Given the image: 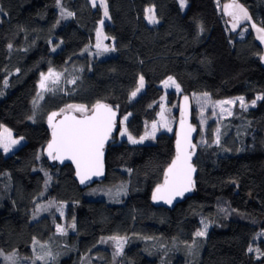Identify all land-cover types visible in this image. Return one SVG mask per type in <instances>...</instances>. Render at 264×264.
<instances>
[{
  "label": "trees",
  "instance_id": "16d2710c",
  "mask_svg": "<svg viewBox=\"0 0 264 264\" xmlns=\"http://www.w3.org/2000/svg\"><path fill=\"white\" fill-rule=\"evenodd\" d=\"M186 1L107 0L114 51L98 53L104 10L91 0H0V132L26 140L12 153L0 148V264H264V46L232 31L223 5L233 0ZM238 1L264 28V0ZM152 7L157 23L146 18ZM61 8L74 15L62 18ZM50 69L58 79L42 90ZM140 76L146 88L133 98ZM168 77L191 98L198 128L196 190L176 207L152 197L177 155V128L134 144L117 138L120 119L107 177L89 187L47 156L48 117L69 104L110 103L141 137L164 96L177 97L163 86ZM205 93L257 104L237 105L204 132L192 96ZM116 236L120 253L106 245Z\"/></svg>",
  "mask_w": 264,
  "mask_h": 264
},
{
  "label": "snow or ice",
  "instance_id": "6c2138e0",
  "mask_svg": "<svg viewBox=\"0 0 264 264\" xmlns=\"http://www.w3.org/2000/svg\"><path fill=\"white\" fill-rule=\"evenodd\" d=\"M59 3V0H57ZM93 7L96 6V0H91ZM180 6L183 8L185 6V0H180ZM100 7L104 9V16L108 17V10L105 0H100ZM226 13L232 17L234 23L233 28L240 22V20L249 19L248 13L246 10L233 0L232 4L225 5ZM232 9V10H230ZM148 15L147 19L149 23H157L158 21L155 18L153 9L147 10ZM74 14L72 12H65L61 8V17L67 18L71 17ZM104 21L101 20L100 24L103 25ZM255 28L256 26L253 25ZM257 33L261 41H264V28H257ZM97 43L96 48L99 52L114 51V49H109L104 46L101 42L102 39H107L102 35V30L97 31ZM11 48V45H9ZM57 77L58 74L54 73L51 69L49 70L48 76L41 75L40 88L42 90L47 89L46 81L48 77ZM56 80H53L55 83ZM171 82L172 85H175L177 91H179V85L175 83L172 77H168L164 81L165 86H168ZM7 82L5 81V84ZM74 83V81H73ZM144 87V77H139V82L137 88L131 93V97H136L137 93ZM38 96L42 99V95L38 93ZM205 97L208 96L207 93L204 94ZM185 101L188 100V97L184 98ZM199 99V98H196ZM240 101V104L245 109L247 105L244 102L243 97L237 98ZM257 100L264 99V97H257ZM206 102V101H205ZM35 103V101H34ZM233 100H223L217 102V106L221 107V110L224 111L223 105L234 104ZM252 106H255V101L252 102ZM79 112L81 117L77 118L74 115L64 114L63 119L54 122L55 118L58 115H61L66 112ZM163 111V109H162ZM89 109L84 105H73L69 104L65 109H61L60 112H53L48 117L49 126L52 129V139L47 145V154L48 157L52 160H57L63 163L65 160L71 161L76 167V175L79 177L80 183L84 184L86 181L90 180L93 176H100L103 174V156H104V145L106 141L110 138L114 127H115V116L116 112L113 108L107 104L97 102L91 109V114H88ZM230 114V113H229ZM124 120H127V116L124 117ZM185 121L181 120V128H184ZM166 126V125H164ZM2 127V126H0ZM156 130V124L152 125V133H146L145 136L140 137L139 140L134 139L131 135H128V140L131 143H142L149 135L154 137ZM171 130V129H169ZM193 129L191 126L184 133L183 141L186 147H181V140H177V155L176 158L172 161L165 172L164 183L158 186L153 193V200H163L165 203L171 204L172 199L176 196H182L184 192L190 191L192 187V178L191 174L195 171L194 167L191 165V153L187 151L188 147L194 148L188 139L191 131ZM126 128L121 132V135L126 134ZM22 139V138H21ZM20 141L13 139L11 132L4 128L3 132H0V148H3L5 152H8L14 145L18 144ZM218 142V140H217ZM47 175V174H46ZM63 215V212H61ZM75 227V224L72 225ZM208 225H204V230L197 231L196 236H204L206 234ZM58 230L63 233V229L58 227ZM117 243V251H120L121 238L119 237H110ZM43 247V246H42ZM249 251H253L252 248H249ZM14 255V254H13ZM11 261V264H15V261L12 257H7ZM36 259H42V257L37 256Z\"/></svg>",
  "mask_w": 264,
  "mask_h": 264
},
{
  "label": "rangeland",
  "instance_id": "374dc122",
  "mask_svg": "<svg viewBox=\"0 0 264 264\" xmlns=\"http://www.w3.org/2000/svg\"><path fill=\"white\" fill-rule=\"evenodd\" d=\"M186 2L187 1L185 0V4H186ZM235 2L238 3L239 5H241L246 10V12L248 13L249 19H247V20H243V19L240 20V22L236 25V27L233 28L234 21H233L232 17L229 16L226 13L225 7H224L225 5L232 4L233 2L231 3V1H230L229 3L224 4L223 5V10L227 14V17H228V20H229L228 22H229V24L231 26L232 31L235 32V33H239L241 36H244L249 31L250 32H253V33H255L257 40L260 43H262L263 46H264V41H261V39L259 38V34L256 31L257 27H255V28L253 27L254 24L251 21V17H250V13H249L248 9L246 8L245 5H243L238 0H235ZM105 3L107 5L108 17H105L104 16V19H103L104 23H103V25L100 24L99 30H102V35L104 37H107V39H102L101 40L102 44L110 49V47L108 45V39L109 38H108V36L105 33V24L109 20V7H108L107 0H105ZM96 6H100V0H96ZM230 10H232V9H230ZM153 11H154V13H156L155 12V9ZM262 61L264 62V55L262 56ZM52 71L54 73L58 74L56 71H54V70H52ZM48 73L49 72L45 73L44 76L47 77L48 76ZM58 76H59V74H58ZM52 78H56V77L55 76L48 77V79L46 81V85H48V82ZM173 80L175 81L176 84H178V82L175 79H173ZM163 86H164L165 90L167 91V93L175 92V94L177 95V97L170 99L167 95L164 96V98L161 101V104H162L161 105V111H160V114H159L158 118L155 121H153L151 123H148L147 130L142 135V136H145L146 133L151 134L152 133V125L153 124H156V130H155L154 137L152 135H149L146 139H144V141L142 143H136V144H149V143H154L156 141L157 136L161 132L173 133L175 131V129L177 128L180 120L183 118V110L181 108V105H179L178 102H179V100H181V103H182V100H183V98L185 96L181 95V87H180V85H179V91H177L175 85H172L171 82L169 83L168 86H165V84H163ZM145 88H146V81L144 79V87L140 90L139 93H137V95H136L135 98L139 97V95L145 90ZM238 97H240V96H233V97H228V98H224V99L215 101V100H213L210 97V95H208L207 97H205L202 94H194L192 96V98L194 99V104H195V106L198 109V118H199V122H200V125H199L200 128L203 129V131L205 132L207 130V128H208V125L211 124L212 121L218 122L220 120L229 118L233 114L234 109L236 108L237 105H239L240 107H242L241 104H240V101L237 99ZM196 98H199V99H196ZM223 100H233V101H235V103L234 104H230V105H228V104L223 105L222 107H223L224 111H222L221 110V107L220 106H217V102L223 101ZM244 102L247 105V107H255L256 104H257V102L255 101V106H252V102L247 101L245 98H244ZM179 108H181V111L177 115L176 110H178ZM162 109H163V111H162ZM59 112L60 111H58V113ZM77 113L78 114H81L79 112H77ZM63 114L58 115L55 118L54 122H56V120L60 116H62ZM125 116H127V120H124V117ZM125 116L121 117V121H120V131H119V135H118L117 138L120 141H122L124 139H127L128 140V135H131L134 139L139 140L140 137H135V136H133L129 132V130L127 128V121L129 119V115H125ZM164 125H166V126H164ZM4 128H7L11 132L13 139H16V140H19L20 141L18 144L14 145L8 151V153H12L13 151H15L16 149H18L19 147H21L22 145H24L26 143L25 138L18 137L15 134V132L13 130H11L9 127L4 126L3 129ZM125 128L127 130L126 134L121 135V132L124 131ZM3 129L1 130V132H3ZM169 129H171V130H169ZM200 142H201V140H200ZM116 237H119V236H116ZM119 238H121V245H122L121 249H123L124 248V243H125L124 240L125 239H123V237H119ZM106 245L108 247H113V248H116L117 249V243L114 240H109V243L106 244ZM121 249H120V251H121ZM120 251H118V253H120ZM144 264H154V263L152 261H150V260H146V262Z\"/></svg>",
  "mask_w": 264,
  "mask_h": 264
},
{
  "label": "water",
  "instance_id": "95a60500",
  "mask_svg": "<svg viewBox=\"0 0 264 264\" xmlns=\"http://www.w3.org/2000/svg\"><path fill=\"white\" fill-rule=\"evenodd\" d=\"M184 98H183L182 103H181V108L183 110V118L182 119L185 121V124H184V128L182 129L181 128V120L182 119H181L180 122H179V124H178V127H177L176 144H177V140L179 138L181 140V147L182 148L186 147V145L184 144V141H183V136H184V133L189 128V126H191V128L193 130L191 131L188 139H189L190 143L192 145H194L195 147L194 148L188 147L187 148V151L189 153H191L190 163L194 167L195 171L192 172V174H191L192 187H191V190L190 191L184 192L182 196H176V197H174L172 199L171 204L165 203L163 200L155 201V203L158 204V205L166 206V207H171V208L176 207L179 203H181L182 201H184L188 196L193 195L195 193V190H196V179L198 177V168H197V166L195 164V160H196V157L198 155V144H197L198 128H197L196 124L193 121V109L194 108H193L192 100H191L190 97H188V100L185 101ZM102 103L111 106L113 108V110L116 112L114 130H113L110 138L106 141V143L104 145V149H103V152H104V156H103V174L100 175V176H93L90 180L86 181L84 184H81L80 183V180H79V177L76 175V167H75V165L71 161L65 160L63 163H61L60 161L52 160L51 159L52 161L57 162L61 166L72 165L74 167V169H75V177H76L77 181L80 183V185H82L83 187L92 186V185H94L96 183H99V182H102V181H104L106 179V177H107V156H108V149H107V147L113 141V139H114L113 137H114V135L116 134V132L119 129V121L121 119V115H120L119 109L117 107H115L114 105L110 104V103H107V102H102ZM64 114L74 115L77 118H80L81 115H82V114H78L75 111L66 112ZM88 114H91V110H89ZM63 115L60 116L56 120V122L59 121V120H61V119H63ZM51 139H52V133H51ZM51 139H50V141H51ZM46 153H47V148H46ZM47 156H48V154H47Z\"/></svg>",
  "mask_w": 264,
  "mask_h": 264
}]
</instances>
